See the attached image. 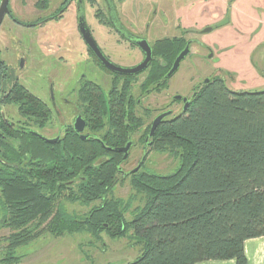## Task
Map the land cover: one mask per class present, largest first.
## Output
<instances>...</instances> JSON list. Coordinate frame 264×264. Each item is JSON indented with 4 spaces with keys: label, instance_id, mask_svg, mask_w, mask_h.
I'll return each mask as SVG.
<instances>
[{
    "label": "trees",
    "instance_id": "16d2710c",
    "mask_svg": "<svg viewBox=\"0 0 264 264\" xmlns=\"http://www.w3.org/2000/svg\"><path fill=\"white\" fill-rule=\"evenodd\" d=\"M39 3L43 8L47 2ZM155 46L160 63L154 60L146 69L145 88L158 92L167 88L165 74L183 43L160 39ZM173 46L177 51L165 50ZM111 100L109 130L99 140H82L68 129L48 143L30 134L28 123L11 126L5 121L6 104L15 105L20 116L38 127L51 112L19 83L0 52L1 222L16 230L9 236L8 254L44 228L54 235L87 231L96 238L100 232L111 238L130 234L141 253L126 264L225 259L245 264L243 242L264 236V89L233 91L216 76L196 85L187 109L165 117L149 138L148 148L177 155V169L168 175L129 173L144 195L130 219L122 203L107 198L120 173L117 152L108 148L124 144L141 123L118 111L125 102L121 95ZM97 104L104 109L101 96ZM92 120L102 127L98 115ZM61 197L100 203L74 218L58 205ZM11 255L4 260L13 259Z\"/></svg>",
    "mask_w": 264,
    "mask_h": 264
},
{
    "label": "rangeland",
    "instance_id": "374dc122",
    "mask_svg": "<svg viewBox=\"0 0 264 264\" xmlns=\"http://www.w3.org/2000/svg\"><path fill=\"white\" fill-rule=\"evenodd\" d=\"M36 1L40 2L9 0L8 7L17 19L26 22L50 14L60 2L47 0L48 6L44 9L40 7L41 3L34 5ZM161 1L140 0L146 5L148 12L158 7ZM217 1L220 13L216 12L215 15L213 12L211 19L224 17L227 22L200 35L196 33L192 36L184 35L186 39L192 40L191 50L167 81V88L160 92L152 91L145 96L138 91L139 82L135 83V95H140L142 100L140 108H137V114L145 129H149L151 121L161 111L170 109L171 116L179 113L180 103H173L171 96L177 94L189 97L194 86L202 83L204 78L213 76L223 78L226 86L233 91L264 89V0ZM215 5L216 3L211 1L210 7ZM38 8L44 10L38 12L36 10ZM160 30H157V33L163 34L167 31ZM55 31H60V36L56 37ZM169 35L170 32L160 37ZM45 39L47 43L44 45L42 42ZM77 39L73 15L70 13L44 34L33 28L14 25L8 15L4 16L0 24L1 59L12 70L19 83L44 100L52 99L57 106L62 105L61 95L70 103L65 107L63 117L53 113L45 127L39 129V132L47 137L57 135L60 132V123H71L75 115L74 109L78 99L74 91L77 90L78 84L77 82L70 84L72 79L68 77L74 76L73 72L79 67V63L76 64L75 53L73 50L69 51L67 46L78 45ZM153 40L149 38L150 43ZM209 52L212 54L211 57ZM97 82L102 84L103 90H107L109 84L105 80L97 79ZM144 108L146 112L143 113ZM3 112L10 120L17 123L26 122L37 128L34 120L20 116L13 104L3 106ZM104 123L103 129L96 131L99 136L104 135L107 130L106 117ZM139 133L133 134L135 144L129 150L127 160L120 164L122 173L116 175L107 196L122 203L127 219H130L134 210L144 203V195L136 191L129 175V171L137 166L143 153L146 151L145 159L136 173L168 175L180 164L179 158L170 149L160 150L156 146L149 148L147 146L143 150L142 143L137 140ZM57 202L65 213L74 218L83 217L93 206L100 203L99 200L82 203L62 197ZM1 219L0 210V264H126L141 253L140 246L130 234L120 238H111L105 232H100L96 238L87 231L54 235L43 228L46 225L44 221L39 227L43 228L39 234L26 244L15 246L14 251L8 254L9 236L16 230L4 225ZM10 254L13 259L4 260Z\"/></svg>",
    "mask_w": 264,
    "mask_h": 264
},
{
    "label": "flooded vegetation",
    "instance_id": "af4514ba",
    "mask_svg": "<svg viewBox=\"0 0 264 264\" xmlns=\"http://www.w3.org/2000/svg\"><path fill=\"white\" fill-rule=\"evenodd\" d=\"M24 1L25 0H23V2ZM100 1L101 3H99L98 0H60L59 5L50 14L46 16H38L32 21L26 22L17 19L11 11L10 13L6 14L10 18L11 22L14 23V25L24 28H33L41 34H44L48 29L50 30L51 28H54V26L59 23L66 14L70 13L71 15H73L74 27L78 37V45H68L67 49L69 51L73 50V52L75 53L76 64L79 63V67H77L75 72H73L74 76H69L68 79H72L70 84H73L75 82H77L78 84L77 90L74 91V95L78 99V104L75 105V115L72 122L60 123V132L55 136L47 137L39 132V129L44 128L46 124L42 125V127H38L36 125L37 128H29L32 131H36L42 134L46 138H55L56 136H58V138L60 139L66 130L72 129L80 139H82V135L85 136V138L82 140H99L101 136H99L96 131L103 129L105 125V117L107 118V130L105 131V133L109 130L108 118L109 111L112 106L111 99L114 95H121L122 100H125L121 110L118 111L122 115H131L134 119H138V121L140 122V116L137 114V108H140L142 100L140 95H135V83L139 82L137 84V88L142 95L146 96V94L152 92L147 91V89L145 88V80L146 69L149 67L152 61L156 60V64L158 62L160 63V61H158V59L154 56V52L156 50L155 42L160 39L177 40L183 43V47L181 48V50H183V48L188 45V55L191 50L192 40L186 39L184 37L185 34L189 36H192L195 33L199 35L203 34L205 33L204 29L209 28L208 31H210L214 27H218V24L222 20H224V17L211 19L213 12H215V15L220 13V6L218 5L217 0H162L158 7H154L149 12L146 5L140 2V0ZM211 1H214L216 3L215 7H210ZM37 2L38 1H36L34 5ZM47 6L48 2L43 8L46 9ZM44 9L38 8L36 10L39 12L40 10L42 11ZM216 12L218 13L216 14ZM210 19L212 20V23L210 22ZM163 26H165L167 29ZM159 29H161L160 31H162L163 29L167 31L165 33L163 32V34L160 32L157 33V30ZM83 31L88 32L89 36L91 37V39H93L97 49L99 50L102 58L111 65L121 68H129L139 65L145 59L143 41H145L151 49V60L145 69L133 74H126L111 69L103 63L101 58H99L94 50L88 45L84 38ZM59 32L60 31H55L56 37L60 36ZM168 32H170L169 36L160 37V35H166ZM178 33L180 35H178ZM153 36L157 37L154 38ZM149 38H153L154 40L150 43ZM102 40H104V42H102ZM46 41L47 40L45 39L42 43L45 45L47 43ZM207 49H209V47H207ZM165 50L173 52L177 51V47H166ZM181 50L178 52V54L181 52ZM209 53L211 57L212 54L211 52ZM176 56L174 57V59L176 58ZM140 76H143L141 80L139 79ZM170 77L166 78L167 81ZM97 79L105 80V82L109 84L106 91L103 90L102 84H99V82H97ZM205 79L206 78L202 79L201 82H203ZM62 88L63 87H61V89ZM67 89L65 91H67ZM64 93L65 92H63V94ZM175 95L177 94H173L171 96L172 102L180 103L179 113L184 112L189 106L190 98L193 95V90L189 97L180 95L181 97L186 98V102H184L182 99H174ZM36 96L40 98V100L44 104H46L47 108L51 112V115H54L53 113H55L56 115H60L61 117H63L65 107L70 105L68 99L62 95V105L59 106H57L56 102L52 99L44 100L38 95ZM99 96H101L103 101L105 102V110L103 108H100L99 104H97ZM185 103H187V106L183 110ZM142 111L143 113L146 112L145 108ZM96 115L100 117V121L102 124V127L99 129L96 128V123H94V121L92 120V118ZM78 116L84 120V126L81 132H76L74 129V122ZM7 119L10 120L9 118ZM10 121L13 122L14 125L20 126V124H18L17 122L13 120ZM136 132H140L137 136V140L142 143V149L145 150L147 148V142L145 140V126H143L142 123L139 125V127L132 128V132L130 134H127L126 142L124 144L112 146L110 150L115 151L114 149L125 146L129 141L131 142V145L129 147L130 150L135 144L136 140H133L132 137ZM129 150L127 153V157L124 160H122L123 153L120 151H116V162L118 161L119 163L120 173H122L120 164L127 160V158L129 157ZM145 152L143 153L140 161L137 164L139 168L145 159Z\"/></svg>",
    "mask_w": 264,
    "mask_h": 264
},
{
    "label": "water",
    "instance_id": "95a60500",
    "mask_svg": "<svg viewBox=\"0 0 264 264\" xmlns=\"http://www.w3.org/2000/svg\"><path fill=\"white\" fill-rule=\"evenodd\" d=\"M8 3H9V0H0V24H1L4 16L9 12ZM225 22H227V19L222 20L218 25H222ZM208 30H209V28L204 29L205 32L208 31ZM83 35H84V38H85L86 42L88 43V45L94 50V52L97 54V56H99V58H101L103 63L107 67H109L111 69H114L116 71H120V72L126 73V74H133V73H136V72H139V71L145 69L148 66V64H149V62L151 60V49H150L149 45L145 41H143L144 42V44H143L144 45V49L143 50L145 52V59L139 65H137L135 67H129V68H121V67H117V66L111 65V64H109L108 62H106L102 58L99 50L97 49L93 39H91V37L89 36L88 32L85 31L83 33ZM188 52H189V48H188V45H186L183 48V50H181V52L174 59L170 69L168 70V72L165 75V78L170 77L178 69L180 62L185 58V56L187 55ZM207 80L208 79L206 78L204 80V82H206ZM174 99H182L184 102H186V98L185 97H181L180 95H175ZM186 106H187V103H185V105L183 107V110L186 108ZM170 114H171V110H167V111H163V112L157 114L153 118V120H152V122L150 124L148 135H147V137L145 139L146 142H147L146 146L150 145V142H148V139L150 137H152V135L154 134L155 129L157 128V126L164 120L165 117L169 116ZM2 115H3V117H4L6 122H10L11 126H14V123L11 122L10 120H8L5 117L4 112H2ZM83 126H84V120L81 117L78 116L75 119V122H74L75 131L76 132H81L83 130ZM29 133L34 135V136H36V137H39L40 139H42V140H44L46 142H49V143H54V142L58 141V139H59L58 136H56L55 138H46L42 134H40V133H38L36 131H32V130H29ZM81 138L84 139L85 136L82 135ZM130 145H131V142L129 141V142H127V144L125 146L114 149L115 151H120V152L123 153L122 160H124L127 157V153H128ZM108 149L110 150L111 148H108ZM138 168H139V166H136L135 168L130 170L129 173L130 174L135 173L138 170Z\"/></svg>",
    "mask_w": 264,
    "mask_h": 264
},
{
    "label": "crops",
    "instance_id": "0c3cea01",
    "mask_svg": "<svg viewBox=\"0 0 264 264\" xmlns=\"http://www.w3.org/2000/svg\"><path fill=\"white\" fill-rule=\"evenodd\" d=\"M245 264H264V236L247 239L243 242ZM194 264H237L234 259L202 260Z\"/></svg>",
    "mask_w": 264,
    "mask_h": 264
}]
</instances>
